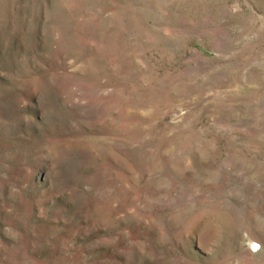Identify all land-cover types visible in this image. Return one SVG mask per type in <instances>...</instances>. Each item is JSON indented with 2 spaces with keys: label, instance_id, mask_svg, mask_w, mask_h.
Returning a JSON list of instances; mask_svg holds the SVG:
<instances>
[{
  "label": "rangeland",
  "instance_id": "1",
  "mask_svg": "<svg viewBox=\"0 0 264 264\" xmlns=\"http://www.w3.org/2000/svg\"><path fill=\"white\" fill-rule=\"evenodd\" d=\"M0 264H264V0H0Z\"/></svg>",
  "mask_w": 264,
  "mask_h": 264
}]
</instances>
